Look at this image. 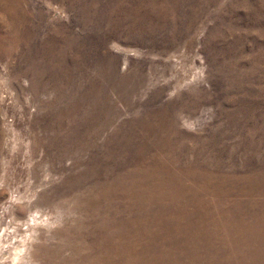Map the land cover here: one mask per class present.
Instances as JSON below:
<instances>
[{"label":"rangeland","instance_id":"rangeland-1","mask_svg":"<svg viewBox=\"0 0 264 264\" xmlns=\"http://www.w3.org/2000/svg\"><path fill=\"white\" fill-rule=\"evenodd\" d=\"M19 261L264 264V0H0Z\"/></svg>","mask_w":264,"mask_h":264},{"label":"bare ground","instance_id":"bare-ground-1","mask_svg":"<svg viewBox=\"0 0 264 264\" xmlns=\"http://www.w3.org/2000/svg\"><path fill=\"white\" fill-rule=\"evenodd\" d=\"M21 248V247H20ZM17 251V250H16ZM16 251H15V255L17 256V255H19L18 253H16ZM20 251H22V249H20ZM24 251V250H23ZM17 252H19V251H17ZM23 253V252H22ZM23 256V255H22ZM3 257H5V254L3 255ZM3 257H1L2 259H3ZM19 257H20V255H19ZM24 257V256H23ZM16 258H18V257H16ZM19 259V258H18ZM15 260H17V259H15ZM19 260H21V258L19 259ZM18 261V260H17ZM20 263V261L18 262V264ZM16 264V263H15Z\"/></svg>","mask_w":264,"mask_h":264}]
</instances>
